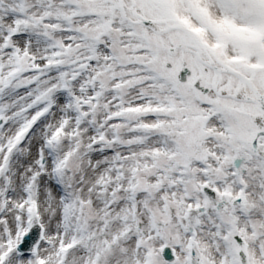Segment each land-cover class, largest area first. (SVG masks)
<instances>
[{"label": "snow or ice", "instance_id": "6c2138e0", "mask_svg": "<svg viewBox=\"0 0 264 264\" xmlns=\"http://www.w3.org/2000/svg\"><path fill=\"white\" fill-rule=\"evenodd\" d=\"M0 264H264V0H0Z\"/></svg>", "mask_w": 264, "mask_h": 264}]
</instances>
